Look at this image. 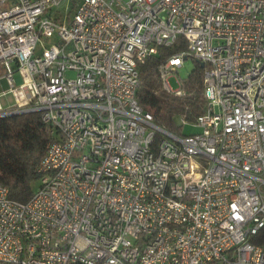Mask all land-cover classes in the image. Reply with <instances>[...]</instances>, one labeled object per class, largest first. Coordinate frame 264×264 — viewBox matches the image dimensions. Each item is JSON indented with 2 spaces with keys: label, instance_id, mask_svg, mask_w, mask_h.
<instances>
[{
  "label": "built area",
  "instance_id": "obj_1",
  "mask_svg": "<svg viewBox=\"0 0 264 264\" xmlns=\"http://www.w3.org/2000/svg\"><path fill=\"white\" fill-rule=\"evenodd\" d=\"M178 38L158 71L182 95L169 75L203 63L190 134L136 96ZM7 89L0 117L39 112L54 138L27 201L0 182V264H264V0H0Z\"/></svg>",
  "mask_w": 264,
  "mask_h": 264
},
{
  "label": "trees",
  "instance_id": "obj_2",
  "mask_svg": "<svg viewBox=\"0 0 264 264\" xmlns=\"http://www.w3.org/2000/svg\"><path fill=\"white\" fill-rule=\"evenodd\" d=\"M184 40L178 38L171 46H158L157 52L138 64L139 86L136 96L141 107L152 114L153 122L175 132L176 118L193 122L204 110L202 95L203 66L194 59V67L181 80L182 95L163 88L159 63L178 48ZM176 133V132H175ZM54 138L51 127L39 112L26 111L0 117V182L7 185L10 198L27 201L40 177L39 163ZM252 241L264 246V227L252 236Z\"/></svg>",
  "mask_w": 264,
  "mask_h": 264
},
{
  "label": "rangeland",
  "instance_id": "obj_3",
  "mask_svg": "<svg viewBox=\"0 0 264 264\" xmlns=\"http://www.w3.org/2000/svg\"><path fill=\"white\" fill-rule=\"evenodd\" d=\"M194 62H195L194 59L190 57L184 59L182 66L177 69V72H174L172 75H169L168 81L172 88L181 87V84L179 81L187 78L188 74L194 67ZM66 75L68 77H73L75 75V72L68 71ZM14 79H15V84L23 82V77L19 71L14 72ZM0 101L3 103L4 106H11L15 104L16 102L15 97L13 96L10 89H7L4 95L0 93ZM177 125H178V128L175 130V132L178 134H190V133L199 131V128L189 121H184L183 124L177 123ZM37 185H38V182L34 183L33 184L34 188Z\"/></svg>",
  "mask_w": 264,
  "mask_h": 264
},
{
  "label": "water",
  "instance_id": "obj_4",
  "mask_svg": "<svg viewBox=\"0 0 264 264\" xmlns=\"http://www.w3.org/2000/svg\"><path fill=\"white\" fill-rule=\"evenodd\" d=\"M200 65L203 66V63L201 62ZM17 113H20V112H15V113H12V114H17ZM175 120H176L177 123H179V117H177Z\"/></svg>",
  "mask_w": 264,
  "mask_h": 264
}]
</instances>
